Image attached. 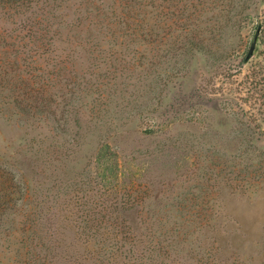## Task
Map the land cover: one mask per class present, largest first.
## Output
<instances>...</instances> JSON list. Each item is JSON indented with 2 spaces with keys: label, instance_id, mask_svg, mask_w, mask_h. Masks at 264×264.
<instances>
[{
  "label": "rangeland",
  "instance_id": "374dc122",
  "mask_svg": "<svg viewBox=\"0 0 264 264\" xmlns=\"http://www.w3.org/2000/svg\"><path fill=\"white\" fill-rule=\"evenodd\" d=\"M105 1L0 0V264H264V0Z\"/></svg>",
  "mask_w": 264,
  "mask_h": 264
},
{
  "label": "trees",
  "instance_id": "16d2710c",
  "mask_svg": "<svg viewBox=\"0 0 264 264\" xmlns=\"http://www.w3.org/2000/svg\"><path fill=\"white\" fill-rule=\"evenodd\" d=\"M99 1L100 2H104L105 0H85V2L83 3L84 10L87 13L88 18H91V16L93 14H95L96 12L97 13L95 15H97V14L99 15L100 14L98 11L100 9H102V7H101L100 3H98ZM131 1H132V4H133V2H136V0H131ZM153 1L154 0H144V2H143V1L140 0V2H141L142 5L144 3L153 4V3H151ZM129 2H130V0H125L124 5H122L121 4L122 3L121 1L116 0L115 3H118V6H120V11L117 12L116 10H113L112 11V14H113V16H115V18H113V21L109 23V20H108V22H106V24H102L101 27H99L101 30L102 29H107V28L109 30H111L112 37L114 35H118L117 33H119L120 32V28H122L123 35H125V36H122V41H120V43H118V45H121V46H128V44L134 42L135 41L134 37H136V35L131 34V33L135 32L136 29L139 28L137 24H139V20H140L138 18V16H140V12H139L140 8L137 7V6H133ZM125 6H127V7H125ZM167 14H169V13H167ZM167 14H165V15H167ZM245 20H246V18L245 19L241 18L240 20H238L236 22V24L238 23L240 25V27H241V24ZM247 21H248V19H247ZM100 22L101 21H99V23ZM209 22H210V20H209ZM207 24H208V26L210 28L209 31L212 33L213 27H211L209 23H207ZM92 25H93V23H92ZM146 25L149 26V29H148L149 31H147V32H150V36H151V37H149V40H152L151 42H153L155 44L156 38L154 37V34L151 33L152 26L150 25V23H147ZM186 26H187L186 23H184V26H183L184 29L186 28ZM216 26H220L219 23ZM187 28L189 30V27H187ZM220 28L221 27H219V29ZM191 29H193V28H191ZM32 32L33 33H36L37 31L36 30H33ZM130 36H131V38L128 39L127 37H130ZM197 37H198V35L195 34V30H193L192 35H190V37H189L190 41H188L187 45H190V47L193 46V47L197 48L198 50H201V51H204V52L212 53L214 56L216 55V53L219 52V50H218L219 49V46L214 50V49H212L214 45L213 44H210V42H208V41H210V39L213 40L215 38L214 36L213 37H205V38L202 39V41L198 40ZM254 42H255L254 49H255V51L257 50V53H255V51L253 50L254 53L252 52L250 54V50H251V47H250L249 50H248V52L246 54H244V57L242 55L241 61L239 63L240 66H243L244 64L250 63V62H255V61L256 62H259V58L262 57V56H264V10L261 13V15L259 16L258 22H256V31H255V34H254V37H253L251 46L253 45ZM118 45L116 43V46H118ZM121 51H125V50H122L121 49ZM229 54H230V51L227 50L226 53L225 52L222 53V54L218 53V57L217 58H219L220 60H222L223 57L228 56ZM260 64H262V63L260 62ZM263 69H261L260 73L257 74L260 79H257L258 81H257L256 85H254V81L250 82L251 84H249V83H245V84L244 83H241L243 85L242 88H245V89L247 88L245 90V93L247 94L246 97H245V99H247V98H249V97L252 96V91L254 90L255 87H257L258 84L259 85L260 84L262 85L264 83L263 82L264 79H262V78H264V71H263ZM231 72H233L232 69H231L230 73ZM231 75H232V73H231ZM261 96L263 97L264 96V93H261ZM255 134L256 135H259L258 136V139L260 138L259 140H264V130H259V132L256 131ZM252 142L253 143L255 142V138L254 137L252 139ZM245 150H247V149H245ZM17 185H19V184H17ZM12 194H15V192L12 191L11 192V196H12ZM26 194L27 195H25V196H30L28 193H26ZM127 217L129 219L131 225L134 226L135 225L134 224V216H129L128 213H127ZM77 235H78V233L75 231V236L79 238V236H77ZM62 236H63L64 240L69 244L68 247L76 248V247L79 246V243H78L79 240H77L75 236L74 237H70V236H68L65 233H62ZM80 247H82L84 250L86 249V251H88L91 248H94V245L88 244V243H84ZM119 247L122 248V246H119ZM102 248L104 250V245H103ZM93 250H95V249H93ZM132 252L133 251L130 250V253H132Z\"/></svg>",
  "mask_w": 264,
  "mask_h": 264
},
{
  "label": "water",
  "instance_id": "95a60500",
  "mask_svg": "<svg viewBox=\"0 0 264 264\" xmlns=\"http://www.w3.org/2000/svg\"><path fill=\"white\" fill-rule=\"evenodd\" d=\"M254 46H255V42H254L253 45L251 46L250 54L253 52V50H254Z\"/></svg>",
  "mask_w": 264,
  "mask_h": 264
}]
</instances>
